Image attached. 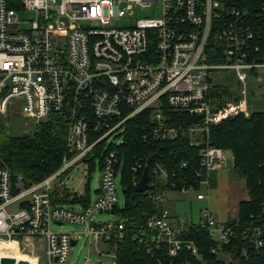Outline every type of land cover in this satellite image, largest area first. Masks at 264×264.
Returning a JSON list of instances; mask_svg holds the SVG:
<instances>
[{
    "label": "built area",
    "instance_id": "2783aa9c",
    "mask_svg": "<svg viewBox=\"0 0 264 264\" xmlns=\"http://www.w3.org/2000/svg\"><path fill=\"white\" fill-rule=\"evenodd\" d=\"M233 1L0 0V117L22 118L28 125L57 113L68 124L60 166L41 181L25 183L0 167L1 245L14 244L34 264H40L37 250L48 264H65L71 240L77 244L78 238L52 232V225L82 226L85 237L95 241L121 240L120 217L114 222L94 220L113 215L117 205L115 181L121 164L115 154L103 155L98 162V194L88 204L73 201L81 196L66 182L80 165L89 181L96 160L92 166L87 157L110 137L111 143H120L117 136L125 124L140 113L149 114L156 141L187 134L191 144L200 145L196 175L205 173L200 186L208 191L210 174L226 156L203 137L210 127L247 117L252 111L248 81L264 84V60L255 56L258 47L252 42L249 11ZM155 4L160 5V18L133 20L135 8ZM21 13H33L34 19L20 20ZM229 74L238 84L237 99L222 102L211 97L213 86ZM170 114L196 118L197 123L184 131ZM154 174L162 182L167 179L160 164ZM56 188L66 190L68 204L52 201ZM165 193L149 197L160 202ZM200 225L222 245L235 233L209 210L201 212ZM181 232L162 209L146 219L138 237L149 254L164 248L175 256L186 249L198 257L196 247L180 238ZM241 235L255 247L262 245L259 227H247Z\"/></svg>",
    "mask_w": 264,
    "mask_h": 264
},
{
    "label": "trees",
    "instance_id": "16d2710c",
    "mask_svg": "<svg viewBox=\"0 0 264 264\" xmlns=\"http://www.w3.org/2000/svg\"><path fill=\"white\" fill-rule=\"evenodd\" d=\"M232 5L249 11L247 20L255 32L252 42L258 47L255 56L264 60V0H234ZM211 62L218 60L212 59ZM237 89L234 76L229 74L213 86L210 96L222 102L236 100ZM170 118L184 131L197 123L196 118L184 115L170 114ZM32 127L30 134L10 136L5 132L0 117V167L8 169L13 178L21 176L25 183L39 182L59 168L68 124L66 119L52 113L45 121ZM152 127L149 114L140 113L125 124V131L117 136L121 139L119 144L103 142L94 148L91 157H87L91 164L93 160L100 162L103 155L112 152L121 164L124 206L120 210L116 205L112 214L122 220L123 237L118 241L103 242L112 252L115 264H264V235L260 247H255L241 235L244 229L253 226L264 233V109L252 108L247 117L236 116L210 127L203 137L212 146L231 153L232 170L243 180L247 198L237 204L235 217L226 221L235 231L228 244L216 243L201 227L200 221L181 232L180 238L196 247L198 257L186 249L175 256H169L164 248L149 254L144 242L139 240L138 233L145 231L146 219L162 210L160 202L153 201L149 195L180 192L182 188L196 191L205 178V173L200 177L196 175L200 172V145L191 144L187 134L174 140L156 141ZM156 164H160L167 173L166 181H160L154 174ZM145 167L149 171V186L142 194L136 190V184ZM88 182L84 195L80 199L74 196L73 201L81 204L91 201ZM68 198L66 190L56 188L52 201L68 204ZM223 256L229 259L227 263Z\"/></svg>",
    "mask_w": 264,
    "mask_h": 264
},
{
    "label": "rangeland",
    "instance_id": "374dc122",
    "mask_svg": "<svg viewBox=\"0 0 264 264\" xmlns=\"http://www.w3.org/2000/svg\"><path fill=\"white\" fill-rule=\"evenodd\" d=\"M160 5L155 4L146 8H135L133 13V20L138 18H160ZM20 20H32L34 19L33 13H21L19 14ZM250 95V102L252 108L264 109V84H257L254 80L248 81ZM3 126L5 132L10 136H20L30 134L33 130V125H25L26 121L22 118L14 121L12 118L4 120ZM42 122V121H41ZM40 122V123H41ZM39 124V123H38ZM113 140L110 137L106 143L109 144ZM119 144V140L114 142ZM226 159L225 163L221 166L222 170L227 171L226 187L222 184L218 189L217 187H210L208 191L205 186H200L199 190H189L186 193L179 191H168L166 198L164 199V205L166 210L172 209L175 215L181 216L184 219L183 228L186 229L192 223L196 224L200 221V214L204 210H209L220 222H226V220L235 217V209L237 208V202L247 198L245 187L243 186V180L240 179L236 173L232 170L233 160L229 151H224ZM96 168L90 172L89 182L85 174V166L80 165L68 174L69 180L66 182L67 188L77 192L79 195H84L87 182L89 183L91 196L94 195V191L99 184V172L98 161L95 162ZM230 183V184H229ZM230 187V188H229ZM116 196H117V208L122 209L124 206V196L121 189L120 177H117L115 181ZM201 194L205 196L204 200H198L196 196ZM68 207V206H66ZM174 207V210H173ZM76 209L78 207H75ZM95 221H116L117 217L111 214H102L94 219ZM50 230L55 233H73L75 238H78V242L70 250L68 259L65 264H115L112 252L108 251V246L101 241H95L91 237H85L83 227L73 224L65 225H52ZM6 256L20 255L26 258L25 253L20 250L14 252L6 251ZM40 256V264H48L43 257V252L37 250ZM36 252V253H37ZM227 263L229 259L226 256L222 257ZM26 260V259H25ZM52 264H57L54 261Z\"/></svg>",
    "mask_w": 264,
    "mask_h": 264
},
{
    "label": "crops",
    "instance_id": "0c3cea01",
    "mask_svg": "<svg viewBox=\"0 0 264 264\" xmlns=\"http://www.w3.org/2000/svg\"><path fill=\"white\" fill-rule=\"evenodd\" d=\"M224 152V151H223ZM211 177H212V180H211V187H214V188H220L221 187V185L223 184L225 187L227 186L226 185V180H227V171H225V170H222V168L220 167L217 171H214L212 174H211ZM230 184V183H229ZM243 186H244V182H243ZM98 188V187H97ZM230 188V187H229ZM97 194H98V190L96 189L95 191H94V195H92L91 196V200L92 199H94L96 196H97ZM166 194H167V192L164 194V196L162 197V198H166ZM80 196H83V195H80ZM164 202H165V200L163 199L162 201L160 200V206H161V208L162 209H165L166 210V207H165V205H164ZM239 202H237V204H238ZM236 204V205H237ZM173 210H174V207H173ZM168 212H169V215H170V217H171V219H172V221H173V223L175 224V226H176V228H178V229H180V230H182V231H184V230H186V229H184L183 228V223H179L178 222V219H183V217H181V216H177V215H175V212H172V209H170V210H167ZM235 211H236V209H235ZM183 221H184V219H183ZM227 221V220H226ZM192 224H194V223H192ZM191 225V224H190ZM72 236H74V234L72 233ZM105 244V243H104ZM107 245V244H106ZM108 246V245H107ZM73 247V246H72ZM108 251H109V249H108Z\"/></svg>",
    "mask_w": 264,
    "mask_h": 264
},
{
    "label": "water",
    "instance_id": "95a60500",
    "mask_svg": "<svg viewBox=\"0 0 264 264\" xmlns=\"http://www.w3.org/2000/svg\"><path fill=\"white\" fill-rule=\"evenodd\" d=\"M148 184H149V171L147 167L143 169L142 176L140 181L136 184V190L138 193H145L148 189ZM71 245L75 246L76 245V240H71ZM0 264H30L26 260H16L12 257H0Z\"/></svg>",
    "mask_w": 264,
    "mask_h": 264
},
{
    "label": "bare ground",
    "instance_id": "6f19581e",
    "mask_svg": "<svg viewBox=\"0 0 264 264\" xmlns=\"http://www.w3.org/2000/svg\"><path fill=\"white\" fill-rule=\"evenodd\" d=\"M6 251L14 252L15 251V245L11 244V245L5 246V245L0 244V257H5L8 254ZM7 257H9V256H7ZM12 258H14L16 260H25L26 259V261H28L30 264H34V262L28 260L27 258H23L20 255L13 256Z\"/></svg>",
    "mask_w": 264,
    "mask_h": 264
}]
</instances>
